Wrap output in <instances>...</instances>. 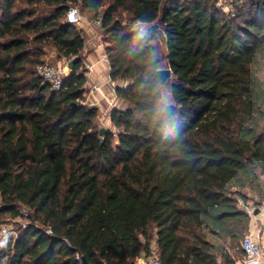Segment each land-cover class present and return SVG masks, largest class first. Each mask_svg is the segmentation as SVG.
<instances>
[{"label": "trees", "instance_id": "trees-1", "mask_svg": "<svg viewBox=\"0 0 264 264\" xmlns=\"http://www.w3.org/2000/svg\"><path fill=\"white\" fill-rule=\"evenodd\" d=\"M230 2L0 0V225L30 220L0 239V264H136L153 239L162 264L244 258L247 208L264 204V0ZM71 5L100 20L111 79L127 83L117 134L86 104ZM47 49L73 63L57 92L37 73Z\"/></svg>", "mask_w": 264, "mask_h": 264}, {"label": "crops", "instance_id": "crops-1", "mask_svg": "<svg viewBox=\"0 0 264 264\" xmlns=\"http://www.w3.org/2000/svg\"><path fill=\"white\" fill-rule=\"evenodd\" d=\"M95 22L96 20L88 21L83 18L81 24L78 25V29L82 31L85 39L82 58L87 70L86 104L99 109L100 113L107 114V130L113 132L111 112L115 109L127 110L129 108L128 103L117 96V89L125 88L127 83L111 79V69L103 43L102 28ZM250 233L258 239L264 248V210L252 216ZM243 259L238 260L236 264H242Z\"/></svg>", "mask_w": 264, "mask_h": 264}, {"label": "rangeland", "instance_id": "rangeland-1", "mask_svg": "<svg viewBox=\"0 0 264 264\" xmlns=\"http://www.w3.org/2000/svg\"><path fill=\"white\" fill-rule=\"evenodd\" d=\"M231 2L230 0H219V6L224 7V11L227 14H232V8H231ZM72 7H76L79 10V13L84 19H87L89 21V18L86 16V14L83 12L82 8L80 5H71ZM133 31L139 32L141 35H144L147 33L148 29L150 26L146 25H138L137 23L132 24L131 26ZM99 29V28H98ZM161 33V32H160ZM157 49H158V54L160 57L163 58L162 60V69L167 68V60L165 59L167 57V48H166V41L163 36V34H159L157 41L155 42ZM44 62L47 63H52L57 66H60L62 69L66 71V76L69 75L70 68H69V60L67 59H59V56L57 52L53 49H47L46 50V57L44 58ZM173 83V78L171 77L170 80L163 86H161V101L162 104L169 106L173 105V100H172V92H171V86ZM86 97V96H85ZM91 106V105H90ZM107 114L106 113H100L99 111V116L97 119V130L100 132L101 129H107ZM112 133L117 134L119 132L118 129L115 127L112 128ZM252 197V196H251ZM0 205H1V198H0ZM264 210V204L261 206H256L253 202L249 203V206L247 208V211L250 213L251 217L255 216V213L262 212ZM22 214L24 215L23 218H18V219H12V218H6L1 222L0 225V239L1 241H5L7 237L9 236H16L17 232L20 230V228H24L26 225L29 224V221L26 216L28 214V211L26 209H22ZM7 231V235L3 234V231ZM155 239L151 241V250L152 253L157 252V248L155 245Z\"/></svg>", "mask_w": 264, "mask_h": 264}, {"label": "built area", "instance_id": "built-area-1", "mask_svg": "<svg viewBox=\"0 0 264 264\" xmlns=\"http://www.w3.org/2000/svg\"><path fill=\"white\" fill-rule=\"evenodd\" d=\"M83 18L79 13L78 8L71 7L66 14V23L71 25H80ZM98 26H101L99 19L95 22ZM140 25V23H137ZM37 73L46 84H48L52 91H60L64 85L66 78V71L60 66L52 63H43L37 67ZM4 235H7V231H3ZM242 250L244 253V259L242 264H264V248L258 239L249 232L242 242ZM136 264H162L158 252H154L146 257H141L137 260Z\"/></svg>", "mask_w": 264, "mask_h": 264}, {"label": "water", "instance_id": "water-1", "mask_svg": "<svg viewBox=\"0 0 264 264\" xmlns=\"http://www.w3.org/2000/svg\"><path fill=\"white\" fill-rule=\"evenodd\" d=\"M69 67L73 68V63H69ZM159 75H160L161 84L165 85L170 80L172 73H171L170 69H162L159 71ZM108 132H110V131L107 129H101L100 135L105 136ZM258 213L259 212L257 211L256 214H258ZM83 263L88 264L85 259H83Z\"/></svg>", "mask_w": 264, "mask_h": 264}]
</instances>
